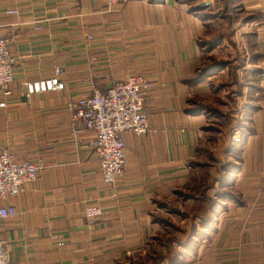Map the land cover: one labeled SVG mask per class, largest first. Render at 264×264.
I'll use <instances>...</instances> for the list:
<instances>
[{
	"label": "crops",
	"instance_id": "1",
	"mask_svg": "<svg viewBox=\"0 0 264 264\" xmlns=\"http://www.w3.org/2000/svg\"><path fill=\"white\" fill-rule=\"evenodd\" d=\"M202 1L0 0L16 58L11 93L0 92V148L44 166L24 192L0 199L18 210L0 218L11 264H264V0H239L228 26L227 17L214 25L207 16L221 1ZM57 66L65 89L26 96L25 82ZM210 66L219 68L205 73ZM135 74L154 82L146 109L158 131L124 133L127 165L108 184L89 143L93 132L77 122L74 135L67 103ZM217 97L227 109L221 114L230 111L235 123L243 116L248 132H222L210 147L205 128ZM225 161L241 196L209 216L211 235L202 236L196 209L207 202L187 196L184 205L195 209L181 220L188 228L163 232L161 220H170L161 214H176L177 194L207 189ZM89 208L102 211L93 225Z\"/></svg>",
	"mask_w": 264,
	"mask_h": 264
},
{
	"label": "built area",
	"instance_id": "2",
	"mask_svg": "<svg viewBox=\"0 0 264 264\" xmlns=\"http://www.w3.org/2000/svg\"><path fill=\"white\" fill-rule=\"evenodd\" d=\"M108 1L110 5H114L129 0ZM17 12V9L7 10L8 14ZM15 61L9 39L3 35L0 25V92L5 97L11 93ZM61 73L62 68L57 66L54 75L25 82L26 95L65 89L66 83L60 77ZM259 76L264 81V66ZM153 85L151 78L135 74L126 80L115 81L105 90L95 88L90 94L67 103L74 135L81 132L77 122H82L85 129L93 132L89 143L96 152L103 182L114 184L125 171V132L132 131L139 136L148 132L157 133V128L150 125L146 109V100ZM4 104L3 101L0 102V106ZM43 168L41 163L18 160L8 148H0V199L24 192L27 184L36 180ZM17 214L15 205H0V218H13ZM100 214L101 209L89 208V223L95 224ZM0 264H11L9 250L3 240H0Z\"/></svg>",
	"mask_w": 264,
	"mask_h": 264
},
{
	"label": "rangeland",
	"instance_id": "3",
	"mask_svg": "<svg viewBox=\"0 0 264 264\" xmlns=\"http://www.w3.org/2000/svg\"><path fill=\"white\" fill-rule=\"evenodd\" d=\"M204 1H207V0H204ZM219 1H221V2H218V4L216 3L217 5H215V7L213 8V10H212L213 12H210L208 10V14H207L208 19L210 21L214 22V25H217L218 23H220L222 21V20H220V17L221 18L223 16L227 17L228 22L227 21H225V22H227L226 26H228L231 18L234 15L236 16L237 12L241 9L239 0H219ZM208 7H210V3L208 4ZM208 7H206V8L201 7L200 9H203V10L209 9ZM225 22H224V24H225ZM224 28H225V26H224ZM219 31H220L219 27L215 26V34H216L215 39L220 34ZM225 33L230 34L229 31H227ZM215 39H212V40L210 39L207 42H214ZM208 47L210 48V44ZM263 66H264V63L262 65V67ZM262 67H261V70H262ZM217 68H219V67L216 66L215 70H217ZM215 70H213V71H215ZM203 74H204V72H202L201 77H203ZM10 89H11V86H10ZM1 94H2V92H1ZM4 103H5V101H4ZM220 103H221V99L217 97L216 100L214 101V103L209 105V108L211 109V110H209V117H211L212 120L210 121L207 128H205V130H207L205 136L208 139L211 137V139L209 140V143H208V144H210V147L214 144H218L216 142L217 138H220L223 136L225 137V134H227L229 136L230 135L231 136L237 135V136L241 137L248 132L247 127L244 126V121H245L244 117L240 116L239 121H237L236 123L231 121L229 118L231 112L228 111L227 117H225L226 115H224V113L226 112L227 109H224V111H222ZM221 112H224V113L221 114ZM244 112L245 111L243 110L241 113H244ZM222 132H224L225 134L224 133L222 134ZM206 146L207 145L205 143V146L202 148L203 151L206 148ZM218 163L222 164L221 166L218 164V172H219V169L221 171L223 170V172L220 171V175H219L220 177L215 175L211 182L210 181L207 182V184H210L207 187V189L198 190V189H200V187L196 186V188H195L196 190H194V191L189 190V191H185V193L183 191H181L179 195L177 194L176 197H177L178 201H177L176 207H175L176 208L175 209L176 210V212H175L176 216L173 215V216H175L174 217L175 219L171 218L173 216L170 217L167 214L163 215L160 213L161 216H164L162 218H169V220H170V222L168 221V219L161 220L162 221L161 230L163 232L164 231H170L172 233H175L176 235H179V231H185V229L188 228L187 223L183 224L181 220L184 217L191 215L195 211V209L191 210L189 207L184 205V201L186 199V196H187V198H190V197L199 198L200 200H202L203 204H205L207 202L206 203L207 206H205V208H204V206H202L200 208H198V207L196 208L197 212L199 213V215L201 216V219H202L201 222H200V220L198 222L200 224V227L203 228L202 229V232H203L202 236H206V235L210 236L211 231L215 230V222L213 221V218H211L209 216L211 214L213 215L216 212V210L220 209V207H221L220 204H225V202L223 201L224 199L230 200L232 198L233 199L235 198V200H239L241 194L239 192H237L235 190V188L232 187L233 186L232 184L234 182V178L236 177V174L234 175V169H235L234 166L232 167L230 161L218 162ZM214 165H215V162H214ZM209 171L210 170H207V173L203 176L204 178L207 176H208L207 178L210 177ZM211 211H213V212H211ZM203 226L206 228H204ZM189 230L193 231L192 234L194 236H197L196 238H198L199 227L196 225V223H193ZM165 237L166 236L162 237V240L164 242L170 241L169 239H167L169 237H166V238ZM192 241H194V239ZM177 257H180V255L178 253H177ZM182 257H184V256L182 255ZM143 258L147 259V257H143ZM134 263L138 264L136 261H134Z\"/></svg>",
	"mask_w": 264,
	"mask_h": 264
},
{
	"label": "trees",
	"instance_id": "4",
	"mask_svg": "<svg viewBox=\"0 0 264 264\" xmlns=\"http://www.w3.org/2000/svg\"><path fill=\"white\" fill-rule=\"evenodd\" d=\"M215 67L216 66H210V67L206 68L204 71H205V73L210 72V71L214 70Z\"/></svg>",
	"mask_w": 264,
	"mask_h": 264
},
{
	"label": "water",
	"instance_id": "5",
	"mask_svg": "<svg viewBox=\"0 0 264 264\" xmlns=\"http://www.w3.org/2000/svg\"><path fill=\"white\" fill-rule=\"evenodd\" d=\"M209 3H210V0L202 1L200 5L205 6V5H208Z\"/></svg>",
	"mask_w": 264,
	"mask_h": 264
}]
</instances>
